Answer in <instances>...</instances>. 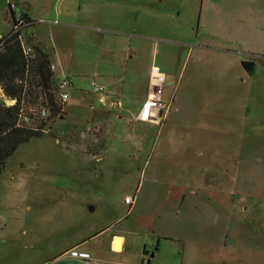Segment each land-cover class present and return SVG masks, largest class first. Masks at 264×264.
I'll return each mask as SVG.
<instances>
[{
    "label": "crops",
    "instance_id": "1",
    "mask_svg": "<svg viewBox=\"0 0 264 264\" xmlns=\"http://www.w3.org/2000/svg\"><path fill=\"white\" fill-rule=\"evenodd\" d=\"M2 2L10 27L0 35H6L14 26L10 4L16 2ZM204 2L57 0L58 6L55 7L59 11L55 13V21L49 22L59 25L57 29L62 37L73 35L77 39V36L85 35L86 51L97 53L95 57H89L90 67L104 78L101 80L98 76L103 90L95 93L100 94L99 99L103 103L110 100L113 107L107 117L109 130L105 132L104 127L96 128L101 135L105 133L112 139L88 145L89 153L85 148L87 156L99 161L110 156L121 157L124 152L119 150L128 144L121 141V134L127 132L126 129H131L132 134L137 133L133 143L137 145L141 144L148 130L162 126L163 121L157 123L141 119L152 92L151 70L158 66L166 77L162 99L169 106L164 116V128L173 117H180L184 131L196 134L194 141L185 145L186 148L240 149L237 170L244 186L238 191L213 190L210 195L212 207L196 208V218L211 221L216 228L227 230L232 264H264V160L258 164L260 183H256L253 162L248 156L257 144H264V95H242L247 107L241 122L245 132H249V140L239 143L202 142L204 130L228 133L230 127L227 123H236L237 96L233 88L239 79L235 74L236 57L232 54L236 52L232 44L237 43L234 30L209 35L201 33L199 25L194 27L193 19L197 16L201 22L202 12L198 15V11ZM16 5L34 21V26L36 21L19 8L18 3ZM238 8L235 5L234 10ZM239 13V21L246 26L240 46L244 49V41L257 32V43L248 45V48L262 52L264 0H244ZM236 15L235 12L232 15L235 20ZM187 26L188 29L185 28ZM26 38L27 41L32 38L48 53L35 34ZM55 52L57 59L63 62L61 55ZM216 57L224 59V62H219ZM253 72L249 74L253 75ZM221 102L227 108L231 107L232 112L218 114L216 109L221 108ZM199 155L188 156L190 164H199ZM134 202L137 205V201ZM98 209L8 208L4 227L0 226V230H8L2 239L6 247L0 251V264H151L156 253L150 255L151 251L145 244L141 254L142 242L138 238L141 231L123 224L124 218L130 217L138 208H130L127 216L119 215L115 208H104L99 212ZM19 232L21 236L17 235ZM74 250L87 252L89 256L73 254Z\"/></svg>",
    "mask_w": 264,
    "mask_h": 264
},
{
    "label": "rangeland",
    "instance_id": "2",
    "mask_svg": "<svg viewBox=\"0 0 264 264\" xmlns=\"http://www.w3.org/2000/svg\"><path fill=\"white\" fill-rule=\"evenodd\" d=\"M11 1L18 3V7L36 21L34 26L24 30V35L35 34L50 54L56 65L53 83L57 85L67 76L74 84L68 87L70 97L62 114L50 120L42 136L21 144L8 159L0 177V226L4 227L8 208H99L98 212L115 208L119 215L126 216L130 208H138L124 218L123 224L141 231L138 237L142 242L141 254L145 244L150 255L156 253L151 264H232L227 230L196 218V208L212 207L213 190L238 191L244 186L237 170L240 149H188L185 145L194 141L196 134L184 131L180 117H173L166 128L164 118L162 126L148 130L141 144L133 145L137 133L126 129L121 141L128 144L119 150L124 152L121 157L110 156L105 161L88 157L85 153V148L89 153L88 145L112 139L96 130L98 127H104L105 132L109 130L107 117L109 110H113L110 100L101 102L100 94L94 91L96 84L102 85L99 77L101 80L103 77L95 74L97 70L90 67L88 59L97 53L86 51L85 35L77 39L73 35L65 38L59 35V25L50 24L59 11L55 7L57 0ZM235 5L243 8L244 0H205L198 11V15L202 12L201 22L198 16L193 19L194 27L199 25L201 33L216 35L234 30L237 35V43L232 44L236 48L232 53L236 57L235 74L239 77L233 88L237 96L234 110L237 121L227 123L228 133L204 130L201 133L203 143L249 140V132H245L241 122L247 107L242 95H264V50L253 52L248 48L257 43V32L244 41V49L240 46L246 26L239 21L241 14L239 8L234 10ZM4 10L5 4L0 0V33L7 32L10 27ZM234 12L236 20L232 17ZM55 50L63 62L57 59ZM215 59L224 62L222 58ZM241 60L255 62L253 75L246 71ZM216 110L221 115L232 112L223 102ZM194 153L200 154V162L196 165L187 159ZM248 156L253 162L254 179L260 183L258 164L264 160V144H257ZM127 196L137 198V205L136 202L132 206L126 203ZM7 231L0 230V251L6 247L2 239ZM17 235L21 236V232Z\"/></svg>",
    "mask_w": 264,
    "mask_h": 264
},
{
    "label": "trees",
    "instance_id": "3",
    "mask_svg": "<svg viewBox=\"0 0 264 264\" xmlns=\"http://www.w3.org/2000/svg\"><path fill=\"white\" fill-rule=\"evenodd\" d=\"M11 11V10H10ZM25 18L34 21L25 13ZM0 47V177L8 159L19 146L45 132L50 120L62 114L57 86L53 83L51 60L38 43L30 38L32 52H24L19 33L5 35ZM252 73L255 62H242ZM7 100H14L9 104ZM49 108V115H41V107ZM25 113V114H24ZM29 117L28 121L23 119Z\"/></svg>",
    "mask_w": 264,
    "mask_h": 264
},
{
    "label": "built area",
    "instance_id": "4",
    "mask_svg": "<svg viewBox=\"0 0 264 264\" xmlns=\"http://www.w3.org/2000/svg\"><path fill=\"white\" fill-rule=\"evenodd\" d=\"M10 10L12 13V19L14 23L11 33H19L24 52L26 54H29L30 52H32L33 49H32V46L26 42L22 32L24 28H26L29 25L30 22L26 20L25 14L17 8L16 3L10 4ZM4 38H5V35L1 34L0 35V47L3 43L2 40ZM51 69L54 71L55 65L51 64ZM151 76H152L151 77L152 92L149 96L148 101L146 102L144 106V109L141 114V119L161 123L162 119L165 116L166 110L169 107L162 99L164 85L166 83V77H165L164 72H162V70L158 66L152 67ZM71 85H72V78L67 77V76H64L62 80L60 81V83L56 85L58 93H59V101L63 106L68 102V99L70 97V94L68 92V87H70ZM101 90H103L102 86L96 85L94 88L95 92H99ZM7 102L9 104H12L14 103V100H7ZM41 115L42 116L49 115V108L46 106L44 107L42 106ZM23 119L25 121H28L29 117L24 115ZM125 200L129 204H133L135 201V197L127 196ZM73 254H77L82 257L89 256V253L80 252L78 250H74Z\"/></svg>",
    "mask_w": 264,
    "mask_h": 264
},
{
    "label": "bare ground",
    "instance_id": "5",
    "mask_svg": "<svg viewBox=\"0 0 264 264\" xmlns=\"http://www.w3.org/2000/svg\"><path fill=\"white\" fill-rule=\"evenodd\" d=\"M24 14H25V13H24ZM11 15H12V13H11ZM11 17H12V16H11ZM29 24H30V23H29ZM28 26H29V25H28ZM28 26H27V27H28ZM27 27H26V28H27ZM26 28H24V30H25ZM24 30H23L22 34H23V36H24L26 42L29 44V42L27 41V38H26L25 35H24ZM11 32H12V31H11ZM11 32H10V33H11ZM30 45H31V44H30Z\"/></svg>",
    "mask_w": 264,
    "mask_h": 264
}]
</instances>
